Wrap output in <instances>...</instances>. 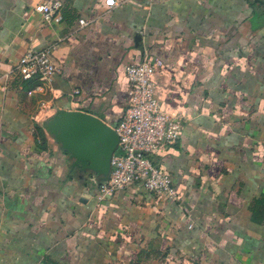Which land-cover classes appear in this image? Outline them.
I'll use <instances>...</instances> for the list:
<instances>
[{"label":"crops","instance_id":"crops-1","mask_svg":"<svg viewBox=\"0 0 264 264\" xmlns=\"http://www.w3.org/2000/svg\"><path fill=\"white\" fill-rule=\"evenodd\" d=\"M41 1L0 0V264H264V27L248 0H64L52 23ZM51 44L58 71L29 95L14 64ZM144 50L184 122L153 154L178 199L98 200L44 124L63 109L116 126Z\"/></svg>","mask_w":264,"mask_h":264},{"label":"built area","instance_id":"built-area-1","mask_svg":"<svg viewBox=\"0 0 264 264\" xmlns=\"http://www.w3.org/2000/svg\"><path fill=\"white\" fill-rule=\"evenodd\" d=\"M128 0H105L108 7H114ZM64 0H42L34 6L46 23L59 22ZM88 24L79 19V25ZM57 49L51 44L44 49L28 48L15 62L12 73L33 86L28 94H43L51 87L57 66L51 52ZM162 66L158 57H151L144 50L141 60L126 66L125 74L129 86V100L119 122L114 126L118 136L116 151L110 159L108 179L97 184L89 179V187L98 200H104L128 188L144 190L166 200L178 199V192L172 175L153 159V154L174 146L183 130V119L173 112H167L156 95L154 76ZM78 94L79 91H74Z\"/></svg>","mask_w":264,"mask_h":264},{"label":"water","instance_id":"water-1","mask_svg":"<svg viewBox=\"0 0 264 264\" xmlns=\"http://www.w3.org/2000/svg\"><path fill=\"white\" fill-rule=\"evenodd\" d=\"M261 14L264 15V9ZM44 129L63 151L71 171L79 168L80 172H90L85 183L90 178H95L97 184L108 179L110 159L118 144L111 125L81 110L58 109Z\"/></svg>","mask_w":264,"mask_h":264},{"label":"trees","instance_id":"trees-1","mask_svg":"<svg viewBox=\"0 0 264 264\" xmlns=\"http://www.w3.org/2000/svg\"><path fill=\"white\" fill-rule=\"evenodd\" d=\"M248 4L251 8H254L255 18H259V14H261V9L264 8V0H248ZM259 19L261 22H258L259 25L257 27H264V15L261 14ZM36 131H42V127H37Z\"/></svg>","mask_w":264,"mask_h":264},{"label":"flooded vegetation","instance_id":"flooded-vegetation-1","mask_svg":"<svg viewBox=\"0 0 264 264\" xmlns=\"http://www.w3.org/2000/svg\"><path fill=\"white\" fill-rule=\"evenodd\" d=\"M263 9L264 8H262L261 10H263ZM72 171H75V173H77V175L79 176L80 179H85V180L87 179V177L89 176V173H90L88 171H86V172H80L79 171V168H75Z\"/></svg>","mask_w":264,"mask_h":264}]
</instances>
